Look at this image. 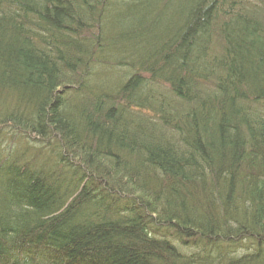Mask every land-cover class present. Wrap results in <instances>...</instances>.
I'll list each match as a JSON object with an SVG mask.
<instances>
[{"label": "trees", "instance_id": "trees-1", "mask_svg": "<svg viewBox=\"0 0 264 264\" xmlns=\"http://www.w3.org/2000/svg\"><path fill=\"white\" fill-rule=\"evenodd\" d=\"M0 264H264V0H0Z\"/></svg>", "mask_w": 264, "mask_h": 264}]
</instances>
